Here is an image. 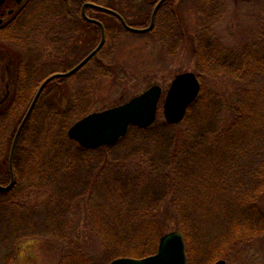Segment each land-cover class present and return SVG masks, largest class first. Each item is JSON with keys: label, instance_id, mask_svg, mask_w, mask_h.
<instances>
[{"label": "rangeland", "instance_id": "obj_1", "mask_svg": "<svg viewBox=\"0 0 264 264\" xmlns=\"http://www.w3.org/2000/svg\"><path fill=\"white\" fill-rule=\"evenodd\" d=\"M157 1L159 0H110L113 3L112 6L123 13V17L120 15L121 12L119 15L124 22L129 27L137 29L149 26L150 19L143 24L142 18L148 13L151 17ZM44 2L45 0H25L21 5L23 9L18 16L16 15L17 17L15 16V20H11L9 26L4 30L0 29L3 31L0 33V107L6 109L4 113L9 109L6 117L13 122L17 118L11 138L6 139L8 140L7 144L4 142L3 154L0 151V158H4L2 161L3 171H0L4 176V182L1 181L0 174V186L7 187L11 182V177L13 183L16 177L21 184L28 181L34 183L32 187L19 188L10 198L7 197L8 195L2 198L0 192V264H79L82 261L80 255H88L94 264H104L105 252L101 244L104 232L95 225L87 224L90 219V199L79 195L76 200H73L70 191L69 194L64 193L66 188L70 189L71 187L75 189L76 193H79L80 190L83 191L82 187L86 186L89 177L86 181L76 179L83 174H74L76 170L73 168H63L58 171L55 177L57 183L47 189V185H44L46 177L41 176L39 169L30 173L28 172L30 168L27 167L24 172H14V154L19 152L21 145L26 144L24 141L26 138L28 140L30 125H33L34 121L36 128L33 135H37V138L26 148L28 164L34 166L44 151H47L44 146L51 147L53 136L54 139H57L56 131H54L53 136L48 135L43 138L45 140L41 141L39 131L42 126L38 118L40 116L38 109L49 110L48 107L59 104L62 113L66 114L65 135L67 137L68 129L78 120L92 112L123 104L153 85L160 86L162 95L156 119L152 125L175 126L173 129L161 130V135L156 137V141L162 145L167 144L170 148L174 142L177 145L176 153L170 158L176 165V172H172L174 168L165 166L171 185L166 186V194L156 200L154 207L156 210L155 223L157 222L156 225L163 230L160 237L171 231L181 232L176 225L174 206L183 204L187 209L184 219L188 222L192 220L199 222L195 226L189 225L185 229L189 237L186 238L181 232L185 246L186 243L187 245L189 243L190 249L186 248V254L189 253L190 264H201L194 256L195 249L192 245V243L198 244L199 239L193 238L192 235L196 237L201 235L209 240L212 236L220 234L226 226L232 225L231 216L239 204L236 200L237 196L248 195L251 191L259 188L261 192H257L258 205L264 216V75H255L256 72L251 70L250 75L243 77L244 80H239L229 77L227 73L221 72V69L214 68V70L218 69V71H214L203 68L206 67L203 57L198 58L196 55L195 34L198 16L195 0L167 1L168 9L170 7L174 12L177 21L175 28L177 30L179 28L178 31L181 35L178 45L170 39L160 40L155 34L151 35V32L127 31L118 19L116 21L112 19L116 28L121 25L123 29H120L117 37L110 42L109 52L106 53L107 49L103 50L105 46L103 43L97 53L76 71L78 73L75 72V79L70 80L69 78L73 73L64 78H55L45 85L33 107L36 106V110L32 109L30 112L12 150L19 125L42 82L53 75L54 73L51 72L55 71L57 67L61 68L59 72L64 73L76 66L96 48L101 38L100 35L96 37L90 50L88 44L92 39V34H89L88 30L84 28L96 30L97 28L95 29L91 23L84 21L82 27L86 32L83 34L73 31L75 27L72 28L67 23L70 20L61 26L60 15L64 14L63 6L76 7L79 0H49L48 4L52 7L50 10H46L43 6ZM224 8L225 18L215 26L216 37L223 47L236 48L237 45L240 46L247 41L249 31L255 30L259 24V13H261L262 7L259 0H226ZM32 14L35 16L34 21L24 23L26 31L29 30L24 33L23 39L28 37L25 44L10 39L11 36L8 34H12V30H16L19 24L21 26L24 18ZM107 17L106 15L105 18ZM31 29L35 32L31 36L27 35ZM58 30H61L60 33L66 34L65 39H63L65 35H59ZM56 33L58 34L57 38L54 36ZM2 34H4V39H2ZM61 44L62 47L64 44L63 49ZM170 45L176 46L175 50H170ZM57 48L65 53L61 55L62 59L60 58V60L55 58ZM62 60L63 64L60 66ZM94 62L98 63L99 67H95ZM36 63L39 64L38 67H34ZM103 64H108L107 72L103 69ZM185 72L195 74L200 83V90L196 99L187 108L182 121L177 124H168L162 113L163 100L175 76ZM199 73L202 77L201 81L198 78ZM90 76L97 78L88 80ZM42 77L46 78L42 80ZM67 78L69 79L65 80ZM250 80H254V82ZM246 87L249 93L244 94V97H239L240 100L235 102L236 91ZM202 92L207 93L208 99H211V108H213L202 124L203 128L208 129L206 132L209 133L205 135H210L209 143L217 149L212 157L206 156L205 151L198 155L207 149V141L205 143L200 136L195 135L190 138L186 131L187 112L202 96ZM250 92H256L258 99L250 98ZM12 95L13 97H11ZM71 96H74L73 100H71ZM245 97L247 98L245 99ZM87 102L91 104L90 110L79 114L80 106ZM237 108L240 119L230 125L231 121L236 119L233 116ZM192 111L191 114L199 112L197 107ZM75 113L76 116L71 117ZM227 118L229 120H226ZM9 119L4 121V125L11 121ZM228 125L231 126V129L238 130L236 134L238 137H232L230 132L226 134L223 132V128ZM2 131L1 125L0 138H3ZM50 132L51 128L48 133ZM212 132H214L213 135L210 134ZM170 134L175 136H170ZM143 141L147 140H142L139 137L135 146L136 154L141 156L140 160L134 155V152L128 151L130 143H126L119 151L100 150L98 152L97 149H92L88 150L90 151L88 154H79L85 157L75 156L78 160L84 159L85 169L82 172L91 176L89 180L93 192L105 194L109 205L128 201L119 196L120 192L127 191L132 197L141 185L149 183L148 179L152 177V175L149 176V172L152 169L146 167L147 160L160 165V159L157 158L160 153L154 154L145 150L142 147ZM193 146H196V150L199 152L194 150ZM141 147L142 151H140ZM11 152H13V156L10 161ZM78 160L75 162L76 164L79 163ZM178 160L180 161L176 163ZM182 176L186 179L187 187H185L189 196L183 194L182 191L179 192L182 188L176 185L179 184L178 180L182 181ZM69 178L72 181L68 182L65 187V181ZM175 187H177L178 194H174ZM50 191L53 192V196L49 194ZM192 194L193 197L190 199ZM57 200L61 206H54L57 205ZM93 201H97L96 196L93 197ZM249 201L250 198L246 199L245 203ZM74 204H78V206L76 207ZM107 206L108 204H104L106 210L113 213L107 209ZM128 207L129 204H125L123 209L116 210L113 215H123L129 210L126 209ZM228 217L230 219H227ZM260 242L243 251L226 253L227 257L224 259L226 264H264V237ZM211 259L206 256L203 264H209ZM214 263L215 260L212 264Z\"/></svg>", "mask_w": 264, "mask_h": 264}, {"label": "trees", "instance_id": "obj_2", "mask_svg": "<svg viewBox=\"0 0 264 264\" xmlns=\"http://www.w3.org/2000/svg\"><path fill=\"white\" fill-rule=\"evenodd\" d=\"M166 0L157 10L154 20L153 29L150 31L151 35L155 34L157 37H159L160 40H168L175 41L177 45L181 41V35L180 32L175 28V22L176 18L174 15V12L172 10L168 9ZM84 2H92L94 4L105 6L107 8H110L112 10L117 11L115 6H112L113 3L110 2V0H79V4ZM225 2L226 0H195V9L198 16L197 21V29L195 34V40H196V55L199 57H203V60L205 61L204 69H213L218 68L221 69V72L227 73L229 77H235L239 80H244L243 77L250 75L251 70L253 72H256L255 75H264V0H259V3L261 4L262 11L260 14V22L255 27V30L249 31V36L246 42L241 44L240 46L237 45L236 48H230V47H223L222 44H220L219 40L216 37L215 32V26L218 25L222 20L225 18ZM49 0H45L43 3V6L46 8V10H50L52 7L49 6ZM57 3V2H56ZM55 3V4H56ZM62 4V2H61ZM78 4V5H79ZM58 5V4H57ZM47 7H49L47 9ZM44 8V9H45ZM93 10H90V13ZM98 18H100L104 30H105V41H104V51L107 49L106 53L109 52L110 49V42L117 37V34L119 33L120 29H123L120 25V27L116 28L115 24L112 22L116 21V19L111 16L110 14H105L103 12L97 13ZM108 16L105 18V16ZM120 15L123 17V13L121 12ZM35 16L27 15L24 20L18 25L16 30H12V34H8L10 39H14L18 41L21 44H25L27 41L26 37H24V33L29 31H26V26L24 23L34 21L33 18ZM258 17V16H257ZM109 18V19H108ZM125 18V17H124ZM126 19V18H125ZM150 19V14H145L142 18L143 24H145ZM23 24V25H22ZM72 26V25H71ZM111 26V28H110ZM115 27V28H114ZM11 28V27H10ZM73 28V26H72ZM0 29H5L4 27ZM85 30H88L87 32L91 35V40L89 41L88 47L90 50L92 49L94 45V40L98 35H100L99 28L88 29L87 27L84 28ZM73 31H76L75 28H73ZM3 31H0V33ZM35 32V30L31 29L30 32L27 33V35H32ZM148 32V33H150ZM3 38L4 39V34ZM66 38L65 37L63 39ZM63 39L61 41H63ZM24 40V41H23ZM4 41V40H2ZM62 43V42H61ZM109 43V47H108ZM18 44V43H16ZM62 47V44L60 45ZM60 47V48H61ZM64 47V44H63ZM62 47V49H63ZM60 48L56 50L55 52V58L60 60L62 59L61 55H64L63 51H60ZM176 46L170 45V50H175ZM16 54V53H14ZM102 54V53H101ZM17 55V54H16ZM41 60V59H38ZM63 64V60L60 64V66ZM89 64V63H88ZM87 64V65H88ZM95 64V67L98 66V63ZM39 65L36 63L34 65ZM86 65V66H87ZM38 67V66H37ZM89 67V66H88ZM91 67V66H90ZM111 67V66H110ZM212 67V68H209ZM108 64H103V69L107 72L108 71ZM218 69H215L214 71H218ZM61 70L60 67L55 68V71H52L51 73H58ZM104 71V72H105ZM78 73V72H76ZM76 73L69 76L70 80L75 79ZM259 73V74H258ZM75 75V76H74ZM42 77L41 79L43 80ZM69 78L65 79L68 80ZM96 76H90L88 80H94L96 79ZM198 78L201 81V74H198ZM256 78V77H254ZM41 80V81H42ZM78 80V79H76ZM251 81V80H250ZM93 82V81H92ZM251 82H254L251 81ZM246 86H249L246 84ZM237 89V88H236ZM206 92V89H204ZM250 91V90H249ZM202 92V96L198 98V100L189 108L186 119H187V130L189 133V137L191 138L193 135L200 136V138L206 143L207 141V149L201 151L198 155L203 154L204 151L207 153L206 156L212 157L214 153L217 152V149L214 148L209 141L210 135L207 136L205 134L209 133L206 132L208 129L203 128V123L205 121V117L208 116L209 112L211 113L213 111V108H211V99H208L207 93ZM249 93L247 87L243 89H238L236 91L237 99H235V102L240 100L239 97H244V94ZM252 99H258L256 92H250ZM206 96V97H205ZM13 97V95L11 96ZM248 97V96H247ZM245 97V99L247 98ZM260 97V95H259ZM74 96H71V100H73ZM243 100V99H241ZM84 104V103H83ZM29 106V105H28ZM9 107V106H8ZM7 107V108H8ZM91 107L90 102H87L84 105H81L79 108V114H84L85 112L89 111ZM197 107L199 112L191 114L194 110V108ZM27 108V107H26ZM33 108V111L36 110ZM38 109L40 111V116L38 117L41 122V130L40 137L41 141L45 140L44 137L51 135L52 133L56 131V137L57 139H53L51 141V147L44 146L47 151H44V154L40 157V159L33 164H28L26 159V148L29 147L37 137V135H33L36 128V122H33V125H30L29 130V137L28 140L25 139V143L19 147V152L14 154L13 158V168L14 172L21 171L24 172L25 169L28 167L30 168V173L35 172V170L39 169L41 171V176L46 177V180L44 181V185H47L48 187H51L57 183L55 177L58 174V171L62 170L63 168H73L76 171L74 174H83L81 177H77L76 179H84L86 181L87 177H89L86 181V186H83V191H79V193L74 192L75 189L71 187L70 189H65L64 193H68L69 191L72 193L73 200H76L77 197L80 195L81 197L89 198L90 202V219L88 220L87 224H91L92 226H96L99 230L103 231L101 244L103 246V250L105 252L104 254V264H108L110 261L116 258L131 256L134 258H143L149 255H152L156 252L158 240L160 235L162 234L163 230L159 228L154 220V217L156 215L155 205L156 200L159 199V197H162L166 194V186H170L171 182L168 178L169 173L166 172V167L168 168H174L172 172H176V165L173 163L172 160H170L171 156L176 153L177 145L174 142L173 146L170 148L167 144L162 145L159 142L156 141V137H159L161 134V130H169L173 129L175 126H169L167 124L161 125V124H154L148 128H137L134 126H131L129 128V131L127 135L122 138L118 143L112 145V146H106L98 148L97 151H107V150H116L119 151L120 148H122L126 143H130L129 152H134V155H136L139 160L141 156H138L136 154L135 146L137 144V140L139 137L142 138V140L146 139L147 141L142 142V147L149 151L153 152L154 154H158L157 158L160 159V165L156 162L147 160L148 169H152V171L149 172V176L152 175L150 179H148V184L145 183L141 185L140 189L136 192L134 196L131 197L130 194H128L127 191L120 192L119 196L121 198H125L128 201L125 203H118L109 205V203L105 199V194L103 193H96V191L93 192V188L91 187L90 182V175L87 173H83L82 171L85 169L84 165V159H76L75 156L79 157H85L80 156L88 154L90 151L85 150L81 147H79L76 143L69 140L65 135V129H66V123H65V117L66 114L62 113V109L60 108L59 104L54 105L53 107H48ZM6 110V109H5ZM4 108L0 107V126L2 125L3 131L2 135L3 138H0V151L3 154L4 152V142L5 144L8 143L9 138H11V134L15 130L14 125L16 124V120L13 122V120L6 117L8 110L4 113ZM197 110V109H196ZM195 110V111H196ZM66 111V110H64ZM231 112V111H230ZM68 114V112H66ZM219 113V112H218ZM236 119L232 120L230 125L236 123L235 121L240 119V114L238 112V108L236 109V112H234ZM76 113L71 115V117H75ZM231 117V113H230ZM6 118V119H5ZM5 119V120H4ZM11 120L10 122L6 123L4 125V121ZM189 119V122H188ZM226 120H229L227 118ZM230 122V121H229ZM4 125V126H3ZM228 125L227 127L223 128V132L231 134L232 137H238L237 129H231V126ZM5 127V129H4ZM51 128V132L48 133V131ZM221 131V130H220ZM219 131V132H220ZM218 132V135L221 133ZM211 135L214 134V132L210 133ZM170 136H175L174 134H170ZM216 136V135H215ZM219 137V136H218ZM8 139V140H6ZM39 139V136H38ZM218 143V142H217ZM217 143H215L217 145ZM198 144V142H196ZM141 147V148H142ZM194 150L197 149L196 146H193ZM143 148L140 150L142 151ZM175 150V151H174ZM181 151V149H180ZM197 151V150H196ZM199 152V151H197ZM0 153V154H1ZM153 156V155H152ZM204 156V155H202ZM216 156V155H215ZM182 159V157H179ZM4 158H0V171L2 172V161ZM56 160V162H55ZM79 161L78 164H76V161ZM180 160H178L176 163H178ZM175 165V167H174ZM77 166V167H75ZM195 168V167H194ZM193 168V169H194ZM27 170V169H26ZM72 172V171H71ZM171 173V172H170ZM1 174V181L4 182L3 178L4 176ZM180 174V172H178ZM180 175H183L180 174ZM130 176V175H129ZM202 176V175H201ZM183 177V176H182ZM131 178V176H130ZM72 181L71 178L65 181L64 186L66 187V184L68 182ZM179 184L177 183V186H181L182 189L179 190V192L182 191L183 194L189 196L188 190H187V184L186 179L183 177L182 181L178 180ZM87 183H88V189H87ZM33 182L28 181L25 184H21L19 182V179H15L12 187L7 191H1V197L4 198V196L11 197L15 192L21 188V187H32ZM186 186V187H185ZM60 188V187H59ZM62 188V187H61ZM177 187H175L174 194L177 193ZM100 190V189H98ZM141 191V192H140ZM257 192H261L259 188H256V190L251 191L248 195L242 194L237 196L236 200L239 204H237L236 210H234L233 215L231 216L232 225H228L224 228V230L218 234L215 237H211L209 240L205 238L204 236H193V238H198V244L192 243L194 247V253L195 257L198 258V261L203 264L206 256L208 258H212L211 262L209 264H212V262L219 259H225L227 257L226 253H233V252H239L246 250L251 245H255L262 241L264 237V216L261 211V208L259 207V197L257 196ZM6 194V195H4ZM12 194V195H11ZM51 196H53V192L50 191L49 193ZM194 194V193H193ZM193 194L190 196V199H192ZM88 196V197H87ZM96 196L97 201H93V197ZM62 199V196H60ZM249 202L245 203L246 199H249ZM69 199V198H68ZM134 203L133 205H130L131 203ZM104 204H108L107 209L110 211H113V213L116 210L123 209V206L125 204H129V207L126 209H129L126 213L123 215H113V213H109L106 208L104 207ZM64 205V203H63ZM54 206H61L57 200V205ZM74 206H78V204H74ZM259 207V208H258ZM187 210L183 204H177V207L174 206V212L176 217V225L177 228L183 233V235L187 238L189 237V234H187L186 230L189 225L195 226L198 224V221H187L184 219ZM260 210V211H259ZM229 214L228 212H226ZM225 213V214H226ZM247 215V217H246ZM227 219H230L229 217ZM228 222V221H226ZM86 225V224H85ZM236 229V230H234ZM196 239V240H198ZM262 243V242H260ZM186 248H189V243ZM190 249V248H189ZM82 258H80L82 261L79 262V264H94V262L91 257L88 255H80ZM187 263L190 264V257L189 253L187 252ZM194 260H196L194 258ZM213 260V261H212Z\"/></svg>", "mask_w": 264, "mask_h": 264}, {"label": "water", "instance_id": "obj_3", "mask_svg": "<svg viewBox=\"0 0 264 264\" xmlns=\"http://www.w3.org/2000/svg\"><path fill=\"white\" fill-rule=\"evenodd\" d=\"M5 0H0V5ZM17 5H20L24 0H15ZM165 0H159L151 14L149 26L142 29L129 27L122 17L107 8L96 6L91 3H85L83 8L91 7L100 9L104 12L113 14L121 23L123 28L134 33H145L152 29L154 17L157 9ZM90 22L97 23L101 30L100 42L83 60L76 66L64 73H56L46 78L39 86L35 93L33 100L21 121L16 132L12 150L16 139L22 129L24 123L30 115L42 89L47 83L55 78L67 77L77 70H79L90 58H92L104 43V29L101 23L93 20ZM200 90V83L192 72H185L176 75L172 80L166 95L163 100L162 113L165 122L168 124H177L185 116L189 105L196 99ZM162 89L158 85H153L141 94L131 98L129 101L107 108L102 111L92 112L82 119L75 122L67 131V137L77 143L83 149L92 150L102 146H111L116 144L121 138L126 136L130 126L138 128L150 127L157 115L158 104L161 99ZM13 152L10 155L12 160ZM13 183L11 182L7 187H1L0 190H8ZM109 264H187V257L185 251V242L181 232L171 231L165 233L159 238L157 250L153 255L135 259V258H117L112 260ZM214 264H226L224 260H218Z\"/></svg>", "mask_w": 264, "mask_h": 264}, {"label": "flooded vegetation", "instance_id": "obj_4", "mask_svg": "<svg viewBox=\"0 0 264 264\" xmlns=\"http://www.w3.org/2000/svg\"><path fill=\"white\" fill-rule=\"evenodd\" d=\"M63 7H64L63 8L64 14L60 15L61 16L60 24L62 26V25H64V23H66L67 20H70V22H67V23L75 27L76 31H74V32H81L80 34H83L84 31H83L82 26H84V21L91 23L92 26H94L95 28H99L98 24H96L94 22H90L88 20H93V21H96L98 23H102L100 18H98V15H97V13H99L100 11L95 10L93 8H83V3L79 4L76 7H70V8L65 7V6H63ZM22 9H23L22 6L17 5L15 0H5L0 5V28L8 27L10 24V21L15 20V16L16 15L18 16L21 13L20 11H22ZM90 10H93L92 12H95V13H90ZM9 18H10V20H9ZM60 32H61V30H58L59 35H61V36L63 34L65 35V33H60ZM58 34L56 33V35H54V36H56V38H57ZM54 39H55V37H54ZM61 40L62 39H60V41Z\"/></svg>", "mask_w": 264, "mask_h": 264}]
</instances>
